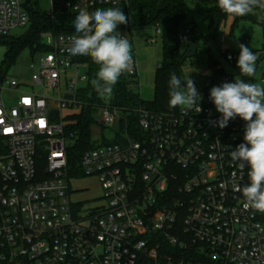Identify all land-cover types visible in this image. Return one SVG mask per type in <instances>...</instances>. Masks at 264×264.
<instances>
[{
	"label": "built area",
	"instance_id": "built-area-1",
	"mask_svg": "<svg viewBox=\"0 0 264 264\" xmlns=\"http://www.w3.org/2000/svg\"><path fill=\"white\" fill-rule=\"evenodd\" d=\"M125 3L50 0L49 13ZM255 11L264 17V10ZM27 26L22 0H0V37ZM191 30L182 26V46L190 45ZM73 36L45 35L46 50L30 79L34 89L0 73V264H264V214L244 206L249 168L230 155L244 142L245 122L236 117L221 129L210 99L212 87L234 83L221 64L233 66L239 48H219L205 61L196 86L200 113L154 112L120 106L113 94L91 100L88 56L68 52ZM133 57V70L118 83L143 101L134 49ZM83 108L91 110L93 146L74 174L68 149L77 135L65 133L63 120ZM89 177L100 195L73 199L71 182Z\"/></svg>",
	"mask_w": 264,
	"mask_h": 264
},
{
	"label": "clouds",
	"instance_id": "clouds-1",
	"mask_svg": "<svg viewBox=\"0 0 264 264\" xmlns=\"http://www.w3.org/2000/svg\"><path fill=\"white\" fill-rule=\"evenodd\" d=\"M218 7L226 14L243 17L255 9L264 10V0H217ZM128 17L119 8L78 9L74 20L78 35L71 37L68 52L72 56H88L99 66L96 78L91 81L95 91L105 97L111 95L113 86L121 75L134 67L132 43L118 33L117 26L127 24ZM237 67L242 76L254 78L256 62L260 57L244 44H239ZM185 85L175 73L169 79V107L200 113L201 95L195 82L187 75ZM199 98V104L197 99ZM210 99L221 114L216 122L221 129L236 117L245 122L243 140L231 151V159L240 161V168L247 164L250 183L241 191L244 206L264 214V86L245 82L236 77L235 82H225L210 89Z\"/></svg>",
	"mask_w": 264,
	"mask_h": 264
},
{
	"label": "trees",
	"instance_id": "trees-1",
	"mask_svg": "<svg viewBox=\"0 0 264 264\" xmlns=\"http://www.w3.org/2000/svg\"><path fill=\"white\" fill-rule=\"evenodd\" d=\"M128 10L141 20L136 24L127 23L118 25L117 31L132 33L134 28L145 25H153L160 29L162 34V49L161 61L155 71L154 92L151 101H139L137 96H132L124 91L121 83L113 86L111 94L115 96L117 104L120 106H138L139 104L154 112H172L177 108L169 107V79L170 74L175 73L182 78L181 67L186 59L184 54L187 46H182L179 43V34L182 26L186 23V12L183 0H128ZM205 6L201 14L207 19V36L209 39H216L219 24L229 14L223 12L218 4H209L203 0H199ZM23 10L28 17V26L23 34L18 36L0 37V43L6 48L5 58L8 61V67L23 49H28L31 53L44 52L46 49L40 47V35L44 32H51L55 36L58 35H78L75 31L74 20L78 12H69L64 10H55L52 13L42 11L38 7L37 0H25L22 5ZM122 7V6H121ZM113 7V8H121ZM110 7H95L87 9L89 12L96 9H107ZM125 9H122L124 12ZM126 11V10H125ZM134 16V17H135ZM131 17H133L131 15ZM258 20L253 16H243L242 18ZM240 18L235 16V19ZM131 19V18H130ZM264 27V20L259 21ZM192 37V36H191ZM199 40L203 37H192L190 44L198 47ZM89 65L87 90L91 92V100L97 99L99 95L93 88L91 81L96 78L99 66L95 64L90 57L84 58ZM5 63V62H4ZM7 69V68H5ZM5 69L0 67V73H5ZM182 84V83H181ZM68 125L65 123V133H76L77 137L74 144L68 149L69 163L76 168V173L79 174V160L81 154L93 146L90 137V126L93 123L91 118V110L83 108L81 112L75 116L69 117ZM66 120V118H65ZM1 149V145H0ZM78 172V173H77Z\"/></svg>",
	"mask_w": 264,
	"mask_h": 264
},
{
	"label": "rangeland",
	"instance_id": "rangeland-1",
	"mask_svg": "<svg viewBox=\"0 0 264 264\" xmlns=\"http://www.w3.org/2000/svg\"><path fill=\"white\" fill-rule=\"evenodd\" d=\"M25 0H22V5ZM185 7L187 9L186 23L191 24V36L198 38L203 37V40H199L197 51L194 57L186 59L183 66L181 67L182 73V86L185 85L184 78L188 77L195 82L196 86H200L202 79L199 76L201 69L204 67L205 61L210 57H215L217 55L218 49L221 50L227 49L230 52H237L238 45L241 40L246 39L245 46H248L252 49L258 56L264 48V27L260 22L263 20V16L254 10L253 13L245 16H253L258 22L246 18H237L235 19L234 15H228L223 21L220 22L219 28L220 32L217 33L216 39H209L207 36V19L201 14L205 6L199 0H183ZM38 7L42 11L49 12L50 9V0H37ZM129 2L126 0V3L120 8L124 10V14L128 17V23L136 24L141 20L140 17L134 15V12L131 13L129 8ZM131 15L133 17H131ZM135 16V17H134ZM131 18V19H130ZM124 25V24H121ZM156 27L153 25H145L138 28H134L132 33L127 32L129 40L132 42L133 49L135 51V56L138 64V78L140 89L137 92L139 93L140 98L143 101L149 102L153 98L154 92V80H155V71L157 69V64L161 61V49H162V34H156ZM27 29V28H26ZM26 29L16 30L12 32V36H18L23 34ZM126 33V32H125ZM45 35L55 36L51 32H44L40 35V47L44 50L45 48ZM153 39L152 44L148 43L149 39ZM224 38L226 43L222 46H218V41ZM231 38L230 40H228ZM6 48L3 44L0 43V66L5 69V73L9 77H13L19 81L22 85L21 88L27 91H30L31 87L34 89L31 83V75L34 70L38 67L39 61L42 58L43 54L41 52L31 53L28 49H23L20 51L13 62L6 67L8 62L5 58ZM5 62V63H4ZM222 68L224 71L233 77L235 82L236 77H240L245 82H256L264 86V59L262 61L256 62V75L254 78L242 76L240 69L237 67V61L233 66H230L226 63H222ZM68 77L73 78V70L68 71ZM65 87L64 81L61 85V92ZM37 90V89H35ZM53 95H57V92H53ZM66 111L62 115H65ZM53 118L57 119V113H52ZM66 118V120H65ZM63 122L68 123L69 117H65ZM71 187L76 190L73 193V199L80 201H88L92 198H96L100 195L97 182L95 178L89 177L86 179L79 180L77 182H71Z\"/></svg>",
	"mask_w": 264,
	"mask_h": 264
},
{
	"label": "water",
	"instance_id": "water-1",
	"mask_svg": "<svg viewBox=\"0 0 264 264\" xmlns=\"http://www.w3.org/2000/svg\"><path fill=\"white\" fill-rule=\"evenodd\" d=\"M180 35V34H179ZM197 51V47L194 44H190L185 51L184 59H190L195 56ZM263 57V56H262ZM183 82V78H181V83Z\"/></svg>",
	"mask_w": 264,
	"mask_h": 264
}]
</instances>
